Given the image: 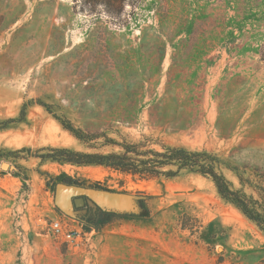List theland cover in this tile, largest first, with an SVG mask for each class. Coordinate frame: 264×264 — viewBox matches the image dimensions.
<instances>
[{
    "label": "rangeland",
    "instance_id": "rangeland-1",
    "mask_svg": "<svg viewBox=\"0 0 264 264\" xmlns=\"http://www.w3.org/2000/svg\"><path fill=\"white\" fill-rule=\"evenodd\" d=\"M29 102L27 124L5 123ZM55 116L112 141L234 153L264 170V0H0V165L14 168L0 167V264H264L263 233L206 178L134 181L42 162L48 147L119 151L102 136L89 149ZM60 174L121 196L57 205ZM183 216L198 233L181 230ZM55 219L81 226V239L55 238Z\"/></svg>",
    "mask_w": 264,
    "mask_h": 264
},
{
    "label": "trees",
    "instance_id": "trees-1",
    "mask_svg": "<svg viewBox=\"0 0 264 264\" xmlns=\"http://www.w3.org/2000/svg\"><path fill=\"white\" fill-rule=\"evenodd\" d=\"M169 87L171 88L170 83H168V89ZM31 104L32 102L24 104L19 117L8 119L5 123L27 124L25 118L26 109ZM42 106L48 110L47 105ZM54 118L63 130L67 131L74 139L86 145L89 149H97L96 141L102 136L104 141L101 146L117 147L119 151L107 153L83 152L74 151L69 148L48 147L42 149L46 151L45 154L38 156L42 162L50 161L77 167L100 166L124 177L130 176L134 181H149L161 178L174 179L189 174L199 175L212 183L221 200L234 207L264 235V170H262V167L238 164L234 160V153L225 156L223 153L207 151L205 149L192 150L185 146H170L156 142L149 137H142V140L134 143L126 142L124 139L121 142L112 141L105 135L83 133L66 119H60L56 116ZM124 123L131 124V118L126 117ZM153 123L157 126L160 124L155 119ZM166 124H168V127L176 125L174 119L173 121H168ZM182 126H184L183 121L180 122L178 127H175L180 130ZM6 129L7 126L0 127V130ZM154 144L158 145L159 149L155 148ZM51 179L53 185L50 189L53 193L57 183L116 192L115 190L101 187L99 183L86 185L65 174L52 176ZM234 181L238 183L239 187L235 186ZM247 189H251L252 193L248 194L246 192ZM180 220H182V222L180 221L181 230L189 231L190 236L198 233V230L202 228L201 225L186 223L185 221L192 220L188 216H183ZM220 232L217 236L219 241L223 238L224 234V231ZM214 237L215 235H210L208 229H203L199 233L198 239L206 244H210V240Z\"/></svg>",
    "mask_w": 264,
    "mask_h": 264
},
{
    "label": "water",
    "instance_id": "water-1",
    "mask_svg": "<svg viewBox=\"0 0 264 264\" xmlns=\"http://www.w3.org/2000/svg\"><path fill=\"white\" fill-rule=\"evenodd\" d=\"M1 169L3 170H14L13 167H10L6 163H1ZM85 195V196H104V197H119L121 194L117 192H111L106 190H98L90 187L85 186H77V185H68L64 183H57L55 185L54 191V201L57 205H60V201L63 199H71L74 198V204L76 207H80L83 205L84 200L78 196ZM90 202V200H87Z\"/></svg>",
    "mask_w": 264,
    "mask_h": 264
},
{
    "label": "built area",
    "instance_id": "built-area-1",
    "mask_svg": "<svg viewBox=\"0 0 264 264\" xmlns=\"http://www.w3.org/2000/svg\"><path fill=\"white\" fill-rule=\"evenodd\" d=\"M49 231L55 238L68 245L77 243L83 234L81 226L72 225L60 219L51 221L49 225Z\"/></svg>",
    "mask_w": 264,
    "mask_h": 264
}]
</instances>
